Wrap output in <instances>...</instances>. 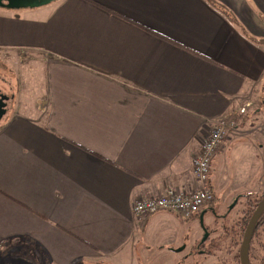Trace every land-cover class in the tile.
Masks as SVG:
<instances>
[{
  "label": "crops",
  "instance_id": "obj_1",
  "mask_svg": "<svg viewBox=\"0 0 264 264\" xmlns=\"http://www.w3.org/2000/svg\"><path fill=\"white\" fill-rule=\"evenodd\" d=\"M263 39L264 0L0 6V51L30 58L38 78L33 100L0 120V251L16 246L17 264L27 253L32 264H140L154 250L173 262L200 249L202 214L211 229L227 219L217 194L187 220L132 206L200 187L193 157L211 122L263 100ZM246 118L213 160L223 201L264 190V145L234 137Z\"/></svg>",
  "mask_w": 264,
  "mask_h": 264
},
{
  "label": "rangeland",
  "instance_id": "obj_2",
  "mask_svg": "<svg viewBox=\"0 0 264 264\" xmlns=\"http://www.w3.org/2000/svg\"><path fill=\"white\" fill-rule=\"evenodd\" d=\"M16 61H19V63L16 64ZM31 62L32 60L30 58H23L21 52L0 51V88L2 90V93L6 95L5 104L10 105V107H12L16 102L20 100L23 101V99L25 100L28 98L29 100H33V93L38 91L36 87L34 88L35 84L38 82L37 73L34 69L37 64ZM19 64H24L23 66L26 69V75L24 77V81H26V84H20V80L17 78V70L15 66ZM19 71H23V68L20 67ZM19 88H21L25 93L16 97L14 90L18 91ZM258 89L259 87L257 88V94H255L254 97L255 99H259L261 97L263 100H255L257 103L252 101L253 108L250 109L248 115H246L247 118L244 119V122L242 123L243 126H241V128L237 131V134L234 135V137L238 136V138H242V143L244 144H248L249 142L253 144L255 147V151L258 150L259 143L264 145V87L263 89L262 87L259 90ZM228 137L226 139H228ZM232 143L234 144L235 141H233ZM230 146L231 141L228 142V147ZM236 148L237 152L240 153L245 151L249 152L242 144H237ZM262 152L264 153V146ZM222 170L224 172L225 167H223ZM228 172L229 175L232 176V173L229 170ZM212 188L214 190V194H217L216 202H218V205L220 201L224 204V215H227V219L224 223L221 217L219 218L215 216L212 219V225L215 228L211 229L212 226L208 227L206 225L209 235L206 239L205 231L203 232L202 230L203 236L201 241V250L194 249V252H190L185 255L184 258L176 259L173 262H171V259L168 257V255L154 250L148 255H140V264H241L239 258V249L241 246L243 233L249 219L246 223H243V221L240 220L245 216V214H242V210L247 205V199H244V201H242L243 203L241 202V200H238L236 202V197V199H240V197L242 198V196H236L232 199L231 197H227L223 201L221 200L222 195L221 191H219L220 189L215 191L214 187ZM263 196L264 190L259 194H254V196L250 194V197H253L252 199H254L251 200L252 206L249 208L250 214L253 213L257 202L260 201ZM220 207L222 208V206ZM216 212L217 214H219L218 210ZM232 218H235L234 222L231 221ZM202 225L205 226L204 220L202 222ZM212 234L215 237H212ZM249 251L252 264H264V225L262 227H259L255 235L253 236ZM19 257L20 256L18 255L17 247L10 246L6 249V251L5 249L4 252L0 251V264H17L16 259H18ZM21 258L25 259L29 264H32V262L34 261V256H29L28 253ZM101 264L113 263L105 261Z\"/></svg>",
  "mask_w": 264,
  "mask_h": 264
},
{
  "label": "built area",
  "instance_id": "obj_3",
  "mask_svg": "<svg viewBox=\"0 0 264 264\" xmlns=\"http://www.w3.org/2000/svg\"><path fill=\"white\" fill-rule=\"evenodd\" d=\"M252 108L253 102L249 100L211 122L202 139L200 152L193 157V172L201 182L200 187L189 191L168 188L158 197L139 199L132 206L134 214L144 218L158 211H169L190 219L198 215L204 206L212 203L215 194L210 177L214 157L229 134L240 126L243 117Z\"/></svg>",
  "mask_w": 264,
  "mask_h": 264
},
{
  "label": "water",
  "instance_id": "obj_4",
  "mask_svg": "<svg viewBox=\"0 0 264 264\" xmlns=\"http://www.w3.org/2000/svg\"><path fill=\"white\" fill-rule=\"evenodd\" d=\"M51 1L53 0H0V6H6L9 8L39 7L42 5H46ZM5 99H6V95L2 93V90L0 88V120L8 110V106L7 104H5ZM235 201L237 202L238 199H235ZM263 211H264V196L257 203V206L255 207L244 230L243 238L240 246V252H239L241 264H251L249 259V248H250L251 240L253 238L255 227ZM201 220L203 222V214L201 216ZM203 227L205 231V238L207 239L209 233L207 227L204 225ZM183 248L184 246L179 248V250Z\"/></svg>",
  "mask_w": 264,
  "mask_h": 264
},
{
  "label": "trees",
  "instance_id": "obj_5",
  "mask_svg": "<svg viewBox=\"0 0 264 264\" xmlns=\"http://www.w3.org/2000/svg\"><path fill=\"white\" fill-rule=\"evenodd\" d=\"M263 41H264V39H263ZM246 197H247V205L245 206V208L242 210V214L244 215L245 214V216H244V218H242L240 221H243V223H246L247 221H248V219H250L249 217H251L250 215H252V214H250V207L252 206L251 205V200H254V199H252L253 197H250V194H246ZM259 202V201H258ZM257 202V203H258ZM257 206V205H256ZM251 211H252V208H251ZM254 211V210H253ZM242 215V216H243ZM264 225V211L262 212V214L260 215V218H259V220H258V222H257V225H256V227H255V230H254V233H253V236L255 235V233L257 232V230H258V228L259 227H262ZM201 247H202V245H201ZM200 247V248H201ZM263 261H264V259H263Z\"/></svg>",
  "mask_w": 264,
  "mask_h": 264
},
{
  "label": "flooded vegetation",
  "instance_id": "obj_6",
  "mask_svg": "<svg viewBox=\"0 0 264 264\" xmlns=\"http://www.w3.org/2000/svg\"><path fill=\"white\" fill-rule=\"evenodd\" d=\"M262 198H263V197H262ZM262 198H261V199H262ZM204 243H205V241H204ZM239 250H240V249H239ZM239 252H240V251H239ZM239 258H240V257H239ZM249 259H250V251H249ZM250 262H251V260H250ZM251 264H252V262H251Z\"/></svg>",
  "mask_w": 264,
  "mask_h": 264
}]
</instances>
